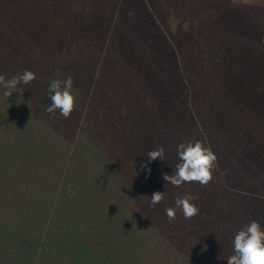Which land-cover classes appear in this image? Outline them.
Masks as SVG:
<instances>
[{
    "label": "rangeland",
    "instance_id": "374dc122",
    "mask_svg": "<svg viewBox=\"0 0 264 264\" xmlns=\"http://www.w3.org/2000/svg\"><path fill=\"white\" fill-rule=\"evenodd\" d=\"M25 70L22 92L0 84V264H74L82 244L100 264H227L264 225V0H0V76ZM68 76L66 119L46 108ZM187 141L218 157L207 186L163 179ZM185 194L199 214L170 223Z\"/></svg>",
    "mask_w": 264,
    "mask_h": 264
},
{
    "label": "clouds",
    "instance_id": "9594fccd",
    "mask_svg": "<svg viewBox=\"0 0 264 264\" xmlns=\"http://www.w3.org/2000/svg\"><path fill=\"white\" fill-rule=\"evenodd\" d=\"M36 80L32 71L25 70L23 73L5 79L0 76V84L5 89L3 95L12 96L13 92H22L21 84L29 85ZM73 79L68 76L64 80L52 79L49 83L50 106L46 111L50 114H59L69 118L76 107V94L73 89ZM166 152L163 147L150 151L147 154L149 162L157 159L163 160ZM179 163L172 175L165 174L164 181L177 188L197 182L201 186H207L214 181V170L217 168V155L200 141H187L177 145ZM150 171V169H149ZM165 193H153L150 201L153 206L160 204ZM198 197L185 194L175 200L174 207L165 208L169 222H173L179 209L183 217L191 219L199 214L200 209L194 203ZM234 254L227 258V264H264V225L256 220L243 225L234 235L232 240Z\"/></svg>",
    "mask_w": 264,
    "mask_h": 264
},
{
    "label": "trees",
    "instance_id": "16d2710c",
    "mask_svg": "<svg viewBox=\"0 0 264 264\" xmlns=\"http://www.w3.org/2000/svg\"><path fill=\"white\" fill-rule=\"evenodd\" d=\"M87 255V257H86ZM74 264H86L88 258H89V248L87 245L82 244L76 247V252L71 256ZM112 260H114L112 258ZM115 263V262H114ZM112 263V264H114ZM87 264H100L98 260H89ZM127 264V263H122Z\"/></svg>",
    "mask_w": 264,
    "mask_h": 264
}]
</instances>
